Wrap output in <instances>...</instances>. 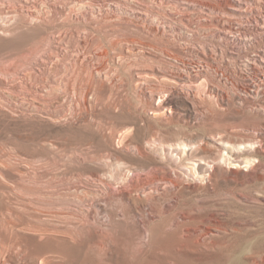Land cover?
Segmentation results:
<instances>
[{
	"label": "rangeland",
	"instance_id": "1",
	"mask_svg": "<svg viewBox=\"0 0 264 264\" xmlns=\"http://www.w3.org/2000/svg\"><path fill=\"white\" fill-rule=\"evenodd\" d=\"M229 6L0 0V264H264V37L241 49L256 24ZM80 54L106 76L92 104Z\"/></svg>",
	"mask_w": 264,
	"mask_h": 264
},
{
	"label": "bare ground",
	"instance_id": "2",
	"mask_svg": "<svg viewBox=\"0 0 264 264\" xmlns=\"http://www.w3.org/2000/svg\"><path fill=\"white\" fill-rule=\"evenodd\" d=\"M255 1H258V0H227V2H229V5H230L229 6V13L232 15V17L241 15V16H243L244 19L251 18V20L255 21V24H256V25H251L254 32H252V34L250 36L244 34L242 36H237L235 38V40L237 41V43L241 46V49L242 48H246V46L245 45H242V43L243 42L244 43H247V41H251V39H252L251 36H261V37H264V24L262 23V20L261 19H258V16H257L260 13V16L262 17V15H263L262 14V11H261V9L258 10V14L255 15V13H254V11L252 9V7L254 6V4L252 2H255ZM243 4H249V5H251V7H247L248 5L245 6ZM241 8H247V9H243L242 12H240L239 9H241ZM242 13L244 15H242ZM139 15H142V14H139ZM140 17H142V16H140ZM76 19L78 21H81V18H79V17H77ZM243 26H244V24H243ZM155 31H156V33L158 35H160V36L163 35L162 34V31H159L158 30V27L156 28ZM164 35H165V33H164ZM243 36H245L246 38H243ZM238 40L240 42H238ZM62 43H63V37H61L60 35H58L57 38H54L53 37V38H50L48 40V48H49V51L48 52L45 51L46 52L45 54L39 55L38 60L35 63L37 66H34L33 67V70H35V73L43 72L44 74H46L47 73L46 69H50L52 67V65H55L56 64L55 61H57V59L59 60V58L61 56H63V44ZM129 44L131 45L130 41L127 43L128 48H130V45ZM84 45H85L86 48H89L90 46H92V44L90 43L89 40L84 41ZM131 47H133V46H131ZM126 50H127V48H126ZM96 52L97 51H95V54L97 55L98 53H96ZM76 57L77 58H76L75 61H76L77 68L75 70V73L72 75L71 78H66V81L69 83V85L70 84H73V88H75V92L77 94L83 95L85 97V101H89L92 104V103H94L93 99H96V97H95V93H96V90H97L96 86L97 85H106V80H105V77L106 76H105L104 69L103 68H99V69L94 70L95 68L92 65V61H94V56H90V55L87 56V54H85V55L80 54V55H78ZM256 57H257L256 58L257 61L259 59L258 65H261L262 67H264V65H262L261 64L262 62L260 61V60H263L264 61V50L263 51L261 50L260 52H258L256 54ZM251 65L253 66V69L258 68L255 63L252 64V62H250V66ZM161 69L162 68H157L156 70H158L161 73ZM141 73H145V74L144 75H141ZM152 75H156V71L153 70V69L151 71H138L137 72V78L139 79V81H144V78L150 77ZM52 81L55 83V81L53 79H52ZM85 84H89V89L86 92H83V88H84V85ZM140 84L143 85L142 93L144 94V96L147 97L149 100L154 101L155 100V96H156L155 94L156 93L155 94L153 93L152 87L149 86L150 84L147 85L146 83H143V82H140ZM17 90L18 89H14V91H17ZM262 90H263L262 87L260 85H258V83L257 84L254 83L253 85H251V88H250V92H251L250 93V97L251 98H254V96H256V98H258V97L263 96L262 94L264 93V91H262ZM38 91L40 93V97H43L44 96L43 95L44 91L39 89L36 92H38ZM262 107H264V106H262ZM161 109L162 108H159L158 107V108L155 109V112H158ZM120 195L125 196V197H128L129 196L125 191L120 192ZM169 203H166L164 205V208L170 207L171 205ZM153 211L157 212L158 210L154 209ZM79 226L80 225H78V227ZM76 233H78V232L76 231ZM80 237H81V235H80ZM78 240H80V239L78 238ZM13 246L14 245L12 244V242H9L8 244H1L0 245V255L4 256L5 251L7 250V248L8 247L11 248ZM99 246L100 247H103V244L100 243ZM42 261L43 262H46V259L43 258Z\"/></svg>",
	"mask_w": 264,
	"mask_h": 264
}]
</instances>
